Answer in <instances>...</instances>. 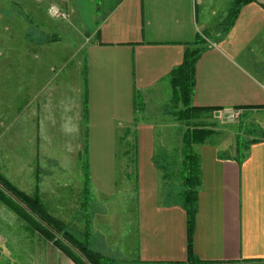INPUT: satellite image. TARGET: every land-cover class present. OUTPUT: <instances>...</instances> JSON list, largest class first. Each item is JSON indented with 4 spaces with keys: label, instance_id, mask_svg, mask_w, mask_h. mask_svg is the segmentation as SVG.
<instances>
[{
    "label": "crops",
    "instance_id": "crops-1",
    "mask_svg": "<svg viewBox=\"0 0 264 264\" xmlns=\"http://www.w3.org/2000/svg\"><path fill=\"white\" fill-rule=\"evenodd\" d=\"M231 1L72 0L69 4L67 9L85 20L90 31L84 55L90 183L105 196L116 191L114 135L119 126L134 123V96L140 98L142 113L152 106L159 111L169 92L172 98L170 71L181 62L196 33L215 28ZM262 3L243 4L233 26L218 41L214 29L210 48L195 64L192 105L222 108L211 113L237 109L242 116L257 115L259 126L257 137L248 136L253 141L243 150L241 161L234 158L235 144L194 145L201 169L192 235L198 264H264ZM137 122V246L132 253L96 250L113 258L110 264H188L185 210L179 201L166 203L156 189L160 168L154 136L162 135H154L157 125ZM89 135L100 137L97 148L90 140L89 149ZM94 154L99 156L97 164Z\"/></svg>",
    "mask_w": 264,
    "mask_h": 264
},
{
    "label": "rangeland",
    "instance_id": "rangeland-1",
    "mask_svg": "<svg viewBox=\"0 0 264 264\" xmlns=\"http://www.w3.org/2000/svg\"><path fill=\"white\" fill-rule=\"evenodd\" d=\"M70 3L72 0H0V169L28 193L37 187L51 212L80 234L88 212L82 204L85 133L81 94L90 31L85 20L68 10ZM49 4L65 9L68 18H50L46 14ZM226 15L203 33L206 42ZM161 102L166 105L159 111L147 107L139 122L157 125L154 135H162L154 136L155 162L160 168L156 189L162 191L166 203L179 201L183 189L179 160L186 123L204 125L211 131L205 142L223 148L235 144L237 137L243 144L250 134L258 136L257 115L239 113L230 118L236 109L205 110L193 111L185 120L180 118L182 104L170 99V92ZM136 126H119L114 135V194L105 196L90 184L91 247L104 252L119 248L120 253H132L137 246ZM90 140L97 148L100 137L89 135V149ZM98 160L95 156L94 163ZM0 264L74 263L0 203Z\"/></svg>",
    "mask_w": 264,
    "mask_h": 264
},
{
    "label": "trees",
    "instance_id": "trees-1",
    "mask_svg": "<svg viewBox=\"0 0 264 264\" xmlns=\"http://www.w3.org/2000/svg\"><path fill=\"white\" fill-rule=\"evenodd\" d=\"M258 0H234L223 21L216 27L218 41L235 23L240 7L248 2ZM262 6L264 4L262 3ZM206 30L196 33L194 39L189 43L183 52L181 62L169 73L171 94L175 100L179 101L183 110L180 118L188 120L193 111L212 112L218 107H199L192 105V96L195 86V64L204 51L210 48L211 44L206 42L203 33ZM82 123L85 133V145L83 147V180L82 191L83 208L87 209L84 215V231L80 234L73 232L68 224L54 215L43 201L40 191L35 187L32 193H28L15 185L6 174L0 169V203H3L18 217L24 220L28 226L51 242L63 255L69 258L74 264H110L113 258L103 252L91 247L90 236V170H89V150H88V84L87 68L84 60L82 68ZM172 99V98H171ZM237 108V107H235ZM134 123L143 119L140 114L143 106L139 96H134L133 100ZM127 131V130H126ZM135 131H132L134 136ZM211 131L204 125L198 123H186L185 129L181 132L180 147V170L183 189L179 192V202L186 213V250L187 263L198 264L201 262L192 250V235L194 231V219L197 212L198 191L201 185L200 158L194 150L195 144H202L209 137ZM253 140L242 142L236 138L235 155L237 161L244 157L243 150ZM242 145V146H241ZM135 147V146H134ZM135 159V158H134ZM136 161V159L134 160Z\"/></svg>",
    "mask_w": 264,
    "mask_h": 264
},
{
    "label": "built area",
    "instance_id": "built-area-1",
    "mask_svg": "<svg viewBox=\"0 0 264 264\" xmlns=\"http://www.w3.org/2000/svg\"><path fill=\"white\" fill-rule=\"evenodd\" d=\"M46 14L50 18L59 19V20H65L69 16V13L65 9H63L57 5H54V4H49L47 6ZM239 113L240 112L236 109L233 114H229L230 118H237L239 116Z\"/></svg>",
    "mask_w": 264,
    "mask_h": 264
}]
</instances>
